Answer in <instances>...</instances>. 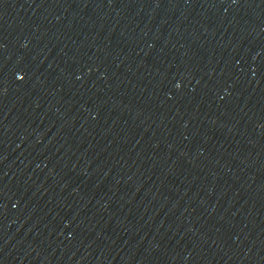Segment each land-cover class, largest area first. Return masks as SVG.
Here are the masks:
<instances>
[{
    "label": "water",
    "instance_id": "water-1",
    "mask_svg": "<svg viewBox=\"0 0 264 264\" xmlns=\"http://www.w3.org/2000/svg\"><path fill=\"white\" fill-rule=\"evenodd\" d=\"M0 250L264 264V0H0Z\"/></svg>",
    "mask_w": 264,
    "mask_h": 264
}]
</instances>
